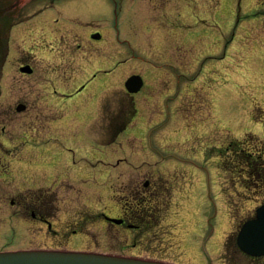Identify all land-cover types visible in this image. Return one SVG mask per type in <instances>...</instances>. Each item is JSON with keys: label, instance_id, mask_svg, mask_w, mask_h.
<instances>
[{"label": "rangeland", "instance_id": "obj_1", "mask_svg": "<svg viewBox=\"0 0 264 264\" xmlns=\"http://www.w3.org/2000/svg\"><path fill=\"white\" fill-rule=\"evenodd\" d=\"M58 5L66 11L80 13L78 23L84 21L86 29L98 26L103 30L105 44L101 48L104 49L105 54H113L116 47H120L117 37L126 39L130 47L124 46L118 51L119 59L131 56L134 51L135 55H140L146 61L134 58L120 65L126 69L137 66L141 70L143 68L142 74L144 79L150 80L148 89H151L153 96L151 100L143 104L139 103L141 111L130 114V107H124L117 117L114 115V118H111V122L115 124L108 123L105 126L112 114L120 108L116 103L120 92L118 91L117 96L110 95L113 91H108V88L112 82L107 81L106 89L102 93L107 94L106 100L110 104H102L94 113L92 102L85 108L84 117H75V107L70 109L69 105L77 101L79 96L83 97L84 92L72 98H66V94L62 95L60 92L54 93L56 99L45 93L43 81L55 76L52 72L54 61L47 60L42 62L44 64L37 62V55L44 54L34 48V39L41 40V29L34 24V20H25L18 32L9 34V44H12L13 50L9 52L7 61H4L5 65L1 68L0 138L7 139L6 143L18 148L20 144H24V139L35 140L26 132L22 133L23 130L30 126L36 128L39 131L38 145L42 147L46 145L39 149V156L33 158L39 160L41 164L51 163L54 160L52 156H57V153L52 152L55 149L53 147L56 144L55 138L59 139L60 145L67 146L62 137L64 135L76 137L81 128L82 134L85 132L92 136V141L84 139L83 142L78 143L83 140L80 136L77 142L68 140L74 147L77 144L79 147H87L76 148L73 155L69 154L71 162L81 161L79 158L85 155L91 156L77 152H92L88 146L99 144L95 141H102L108 145L97 152L99 156L95 160L89 158L93 163L97 159H105L103 157L105 151H111L109 154H117L116 156H120L118 153L122 152L126 161L114 170L119 176L116 180L109 174L105 182L96 186H86L83 184V179L73 180L71 175L76 170L79 173H88V170L76 169L75 164L71 166L68 163L64 166L66 170L63 172V176L68 179L57 182L54 187H46L48 180L39 177V196L44 194L43 197L60 202L57 212V215L63 212L60 220L73 221L72 223L77 222L81 217L92 220L86 226L88 236H92L87 238L86 243L83 242L86 247L94 243L95 245L91 247L117 249L131 244L121 228L108 225L107 233L103 234L100 230L101 223L93 219L98 218L96 215L100 210L109 209L111 194L113 197L119 191L127 195L126 185L129 179L132 180L130 184L141 185L143 178L150 176L158 179L156 172H165L167 171L165 168H168L173 173L172 169L175 168L173 165L178 166L181 183L185 181L187 185H192L197 195L202 197L200 206L204 216H213L214 211L220 210L224 211V214L227 211L231 217L229 222V216L220 213L221 218L228 216L227 220H217L215 232L212 233L213 236L209 241L205 236L209 228L204 223L198 256L185 255L180 260L188 264L215 263L224 232L228 228L234 234L249 210L252 212L253 205L262 201L264 197L263 194L257 195L253 197L257 200L250 202L238 192H233V189H242L239 187L241 181L238 174L237 188L234 187L232 177L230 175L227 177L228 187L223 188L224 201L220 200L221 174L213 151L217 139L227 135L222 143L225 144L230 140V136H239L245 132L256 134L253 136L245 134L253 139L246 144L250 149L255 151L261 144L263 147L261 150H264V142H259V140L264 141L262 139L264 138V30L260 31V27L264 24V0H67ZM32 7V3L21 7L23 16L30 13ZM62 15L63 13H59L60 17ZM66 30L73 34L65 41L71 49L75 47V53L73 49L71 53L63 52L67 45L65 41L57 42L58 45L57 43L54 45V50H61L66 56V61L67 58L72 60L66 75L80 77L86 66L85 57L94 56L96 50L88 45L84 47L85 31L76 28L74 31L68 27ZM80 41L81 47L78 45ZM123 44L127 45L125 41ZM78 47L80 48L76 50ZM249 49H253L254 52L251 54ZM55 51L51 54H57ZM73 55L75 58L71 59ZM80 55L83 59L79 57ZM168 56L169 59L166 58ZM249 59L251 61H248ZM24 61H28L34 67L35 72L31 75L20 74L18 71V64ZM165 63L170 64L167 66L168 69L160 66ZM63 72L62 69L58 70V74L62 77ZM215 96H218L216 102ZM18 102L26 105L24 111H15L14 107ZM65 102V105H59ZM216 105L217 107H214ZM127 119L131 121L127 123ZM49 120H54V125L60 124L64 128L69 125L68 130L50 126ZM116 125L118 126L113 129ZM102 131L104 134H101ZM99 135L107 137L100 140ZM18 137H20L19 144L16 142ZM113 140L116 143L110 144ZM26 145L37 146L35 142H28ZM0 150H4L3 146H0ZM16 158L20 157H14L12 161ZM106 159L113 161L112 156ZM155 161H158L157 166H164V169L153 168ZM60 165L62 161L39 165V167L48 170L41 171L48 174L52 172L51 170L54 172V169ZM133 167L139 168L138 177L132 174ZM28 168L32 166L26 163L18 169L13 167L11 173L24 174L29 172ZM172 177L170 174L163 175L162 180L167 179V184L163 182L155 189V194L150 195L149 200L147 198L145 201L146 210L150 213L149 219L153 222L159 220L169 200L171 204L184 202L182 198L177 199L173 196L177 191V185ZM11 184L15 188L8 186L5 189L9 196L17 197L18 194L26 195L32 192L23 191L16 180L11 181ZM182 207L184 206L180 204L179 208ZM52 221L57 222L56 219ZM0 223L7 224L0 229V248L38 243L50 244L56 241L67 242V245L80 242L78 235L64 236L48 227L40 231L39 224L26 222L27 226L23 225L16 219L8 218L6 212L0 213ZM177 238L178 243H181L183 240L181 231ZM172 248L175 249L176 245L173 244ZM221 261L222 259L219 258L218 264H221ZM248 262L246 257L236 253L231 254L229 260L222 263Z\"/></svg>", "mask_w": 264, "mask_h": 264}, {"label": "flooded vegetation", "instance_id": "obj_2", "mask_svg": "<svg viewBox=\"0 0 264 264\" xmlns=\"http://www.w3.org/2000/svg\"><path fill=\"white\" fill-rule=\"evenodd\" d=\"M6 1V0H5ZM14 1L13 3H7L2 2L3 7L1 8V13L5 15L3 18L6 21L7 27H17L20 26L21 23H23L25 20L29 21L31 17H33L35 24L37 25L38 29L41 28V43L39 44L40 51L44 52L46 50H52L55 51L53 48V45L56 42L64 41V37H71L73 34L72 32L69 34H62L57 37L58 30L57 25L59 23L58 17L52 16V8L51 6H56V0H49L47 4H43L42 2L39 4L38 0H11ZM37 6L34 12L26 14L22 16L21 18V7H24L25 5L36 3ZM18 5V6H17ZM21 5V7H20ZM24 5V6H23ZM96 33L100 34L99 38H94L93 35ZM86 40L85 45L90 46L91 42H100L102 41V35L101 31L98 29H94L92 31H89L86 34ZM67 37V38H68ZM66 42V41H65ZM67 44V42H66ZM79 44V43H78ZM67 51H72L69 44L66 45L65 48ZM98 52V49H95ZM51 51V52H52ZM59 52V53H58ZM58 52L55 51L57 54H51V55H45L42 54L40 56H37V62L44 64L42 62H45L47 60L54 61L53 64V71L55 73H58L59 69H62L65 74L66 71L70 69L71 61L66 59V56L61 53L60 50ZM99 58V64L102 63V60H100V55L97 56ZM87 59V58H86ZM57 60V61H56ZM88 61V60H87ZM24 63H28V61H24ZM64 63V64H63ZM20 65V64H19ZM22 65V64H21ZM20 65V66H21ZM87 65H90L89 61L87 62ZM34 70V67H33ZM43 71V69H41ZM95 72H92V76L85 82L78 86V88L74 92H68L67 85L69 83V77L63 76V78L60 79V83L62 86L56 84V80L46 79L43 81L45 83V86H49V88L45 87L46 93L53 97L54 93L58 94L59 92L64 95L66 94V98H72L76 94H79L86 88V92L88 94L83 95V97H79L78 100L82 101L80 104L84 106L85 108L88 107L92 100V95L96 94L97 85L103 84L102 80L103 77L100 79L101 74H103V70L101 66H98ZM39 74V70L37 71ZM64 74V75H65ZM100 76V77H99ZM60 78V77H59ZM92 85L91 88H89L88 85ZM91 90V93L89 92ZM125 90V89H124ZM127 96L131 99L132 102V95L131 93H127ZM56 98V96H54ZM104 136H99L98 139H102ZM37 144V146H28V150H18V149H10V146H7V149L0 150V213L6 212L8 215V218H13L18 221H20L23 225H26V222H30L31 224L37 223L39 224L40 231L44 230V227H48L50 230H55L58 233H61L64 236H76L78 235L80 237V243H83L87 240V238H91L87 234V224L90 223L92 220H88L87 218L81 217L77 220V222L72 223L73 221L69 222H63L60 220V215H62L63 212H60L57 215V212L60 208V202L54 201L53 199L49 197H43L39 196V177L41 179L48 180V184L46 187H54L57 182L62 180H67L68 178L63 176V172L66 170L65 167L56 170L51 173L46 174L45 172H39V160H35L33 158L37 157L39 155V145L37 141H33ZM31 143V142H30ZM2 144V143H1ZM0 144V145H1ZM63 151V150H62ZM59 152V151H54ZM64 152H71L70 148H67L64 150ZM15 157V161H12V159ZM37 155V156H36ZM26 158H24V157ZM8 157H13L8 158ZM54 158V157H53ZM121 160L116 162V165L119 166V163ZM26 163L30 164L32 168H28L29 172L24 174L19 173H11V169L13 167H22V165H25ZM54 163V160L52 161ZM117 166H113L111 168L104 166L105 169H101L103 172L104 179L101 181V183L105 182L107 180V171L112 170L114 171L117 169ZM132 174L133 175H139V168H132ZM47 175V176H46ZM80 178V175H71V179L74 180ZM119 176L115 173L114 180L118 179ZM16 180L19 182L20 186L24 189L23 191H32L27 193L26 195H20L18 194L17 197L9 196L7 194V191L5 189L8 188V186H12L11 181ZM161 179L160 178H152V177H146L143 178L141 185L136 184H130L132 180L129 179V183L126 185L127 195H123V193H120L117 191L115 193V197L113 195L112 199L114 202V206L116 211L118 212L114 214L113 212L109 213L111 209L108 211L102 210L99 214L96 215L100 220L101 223L100 230L103 234L107 233L110 226H115L116 228H121L125 232H130L132 226L134 225V220L131 221V219L137 220L138 212L140 211V208H145L146 203L145 202L150 195L152 196L155 194V189L157 186H159ZM100 183V184H101ZM85 184V182H83ZM152 186V188L150 187ZM13 187V186H12ZM149 187V188H148ZM15 188V187H13ZM118 194V195H117ZM4 208V209H1ZM66 215V214H65ZM52 219H56L57 222H53ZM93 221H97V219H94ZM7 224L6 223H0V229L4 228ZM27 226V225H26ZM121 230V231H122ZM48 232V231H46ZM49 247H58L61 248L63 246H66V242L64 241H56L54 243H50ZM72 246V245H71ZM82 246V245H80ZM8 246H4L3 248H7ZM72 247H75L74 245ZM253 260L256 261H264V256L261 258H253Z\"/></svg>", "mask_w": 264, "mask_h": 264}, {"label": "water", "instance_id": "obj_3", "mask_svg": "<svg viewBox=\"0 0 264 264\" xmlns=\"http://www.w3.org/2000/svg\"><path fill=\"white\" fill-rule=\"evenodd\" d=\"M239 246L252 254L264 252V205L257 209V218L245 222L238 234ZM0 264H160L122 261L99 255L63 253H1Z\"/></svg>", "mask_w": 264, "mask_h": 264}]
</instances>
